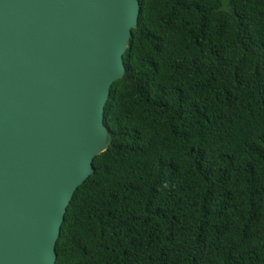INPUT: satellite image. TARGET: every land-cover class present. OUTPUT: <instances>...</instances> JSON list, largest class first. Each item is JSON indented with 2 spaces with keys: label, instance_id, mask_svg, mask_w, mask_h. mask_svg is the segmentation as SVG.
Masks as SVG:
<instances>
[{
  "label": "trees",
  "instance_id": "obj_1",
  "mask_svg": "<svg viewBox=\"0 0 264 264\" xmlns=\"http://www.w3.org/2000/svg\"><path fill=\"white\" fill-rule=\"evenodd\" d=\"M122 59L55 264H264V0H139Z\"/></svg>",
  "mask_w": 264,
  "mask_h": 264
},
{
  "label": "water",
  "instance_id": "obj_2",
  "mask_svg": "<svg viewBox=\"0 0 264 264\" xmlns=\"http://www.w3.org/2000/svg\"><path fill=\"white\" fill-rule=\"evenodd\" d=\"M139 0H0V264H55L74 191L108 144Z\"/></svg>",
  "mask_w": 264,
  "mask_h": 264
}]
</instances>
